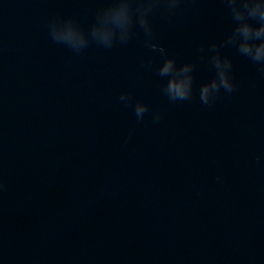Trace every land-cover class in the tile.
<instances>
[{"label": "water", "instance_id": "water-1", "mask_svg": "<svg viewBox=\"0 0 264 264\" xmlns=\"http://www.w3.org/2000/svg\"><path fill=\"white\" fill-rule=\"evenodd\" d=\"M100 6L0 0V264H264V74L224 49L236 90L198 97L207 46L232 27L224 5L153 17L152 42L196 64L190 103L162 94L140 31L81 54L50 40L53 16L87 26Z\"/></svg>", "mask_w": 264, "mask_h": 264}, {"label": "clouds", "instance_id": "clouds-1", "mask_svg": "<svg viewBox=\"0 0 264 264\" xmlns=\"http://www.w3.org/2000/svg\"><path fill=\"white\" fill-rule=\"evenodd\" d=\"M187 0H100L101 6L95 10L92 22L84 26L74 16L55 15L47 23L50 40L81 54L95 45L105 50L127 44L137 31L143 33L145 46L162 57L156 69L162 78L161 92L171 103L192 102L194 100L195 68L193 61L178 63L166 48L154 40L153 17L156 14L170 17L175 15ZM232 21L231 30L220 41L207 46L206 59L213 75L199 85V103L211 107L222 95L230 96L236 90L233 75V58L224 49L233 48L264 74V0H220ZM204 53V46H201ZM204 59L202 55L200 57ZM148 67H151L149 62ZM125 107H133L137 120H143L149 113V105L142 101L133 102L132 95L122 91L118 97ZM154 123L160 122L162 115H151ZM259 162V159H257ZM217 182H223L221 176Z\"/></svg>", "mask_w": 264, "mask_h": 264}]
</instances>
